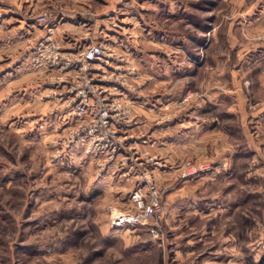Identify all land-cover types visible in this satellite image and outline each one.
I'll list each match as a JSON object with an SVG mask.
<instances>
[{
  "label": "rangeland",
  "instance_id": "374dc122",
  "mask_svg": "<svg viewBox=\"0 0 264 264\" xmlns=\"http://www.w3.org/2000/svg\"><path fill=\"white\" fill-rule=\"evenodd\" d=\"M111 1L108 22L121 33L114 39L121 44L113 45L131 48V55L97 40L94 28L71 32L77 43L55 41L47 12L35 18L42 29L35 37L6 33L0 17V264H46V247L53 264L62 263V247L76 264H264V0ZM87 2L92 8L82 12L72 1L77 25L85 14L95 19L100 2ZM89 43L117 55L102 68L90 65L112 94L132 102L175 92L176 108L187 112L196 133L205 125L224 133L217 151L192 148L175 174L154 179L162 191L157 222L139 217L117 227L111 219L114 212L138 216L130 193L140 172L154 178L160 161L151 141L139 139L149 148L143 151L135 145L138 134L115 136L112 149L101 152L91 139L76 136L80 122L68 116V91L83 84L85 74L65 65L64 55ZM153 59L165 62V75L181 80L149 92L147 62ZM213 89L222 96L214 108L206 98ZM134 154H144L142 161ZM90 156L105 159L92 174H106L111 162L117 173L93 183L91 172L79 167ZM188 164L205 171L183 178ZM97 212L109 213L107 236L99 231Z\"/></svg>",
  "mask_w": 264,
  "mask_h": 264
},
{
  "label": "crops",
  "instance_id": "0c3cea01",
  "mask_svg": "<svg viewBox=\"0 0 264 264\" xmlns=\"http://www.w3.org/2000/svg\"><path fill=\"white\" fill-rule=\"evenodd\" d=\"M72 1L76 3L75 6L79 7V10L82 9V12H86L87 9L92 8V4L88 3L87 0H84L83 2L81 1V3H77L75 0H0V17H2L3 20V31H6V33L15 32L17 37H19L17 35L18 32L27 31L32 37H35L40 31L42 32L41 28L40 30L36 29V26L34 25L36 20L35 18L39 16L38 14L40 12H47L50 14L51 19L53 20V39L59 43H63L66 39L74 41L75 39L70 33L76 29H79L81 32L82 29H85L87 31L88 29L92 30L94 28V33H96L97 40H103V42H111V44L109 45L113 46L117 53H120L122 56L133 54L131 48L119 46L117 47V45H113L114 43L121 44V41H114V39L121 36V33L117 32V28L114 25H111L110 22H108L111 20V18H113L112 16H110L111 14L109 13V10L112 9L114 2H112L111 0H99L100 4H98V6L94 9V21L87 18L85 14L83 17H79L80 21L77 25V23H75V18L73 15L76 10L72 8V6H74V3H72ZM121 20L123 21L124 19ZM110 26H112L114 29L110 28ZM134 28L135 27L133 26L131 30H133ZM159 38L163 40L164 35H161V37ZM77 42L78 41H74V43ZM104 47L107 46L104 45ZM165 48L168 47L165 46ZM165 48L163 46L162 49ZM152 50L151 52H154ZM161 53H165L164 50H162ZM114 54L116 55L115 52ZM178 55L179 53L177 54V56ZM177 62L178 69L180 71V59ZM147 63V75L149 78V82L147 85L149 87V92L151 91L152 87H165L168 83L173 84V81L181 80L180 77L179 79H177L175 76L171 77L165 75L166 69H168L165 62H155L153 59L148 61ZM208 92L210 93L206 94V98L209 105L212 108L219 107L221 105L220 97H222L220 96V92H217L214 89ZM179 93L182 94L181 91H179ZM157 95L158 94H155L154 98L153 96H149L148 100L144 96H138V98H135L138 100L132 101L133 103L128 99V97L124 96L123 98L124 101L132 105L131 108L135 111V114L143 120L140 122V120L136 119L135 124L131 129H129L128 135H139L136 136L135 145H139V147L142 148L143 151H146L149 148L145 146V144L140 142L139 139H143L146 136L149 141H151V152H153L155 156H157V158L160 160V163L157 162V166L153 167L152 169L153 176L156 181L162 178L163 180H165L167 179V176H171L173 175V173L175 174V172H173L174 167L177 164H181L182 162H184V158L186 160L192 148H200L203 150L204 147L206 148L207 146H209L210 150L217 151L218 147H220L224 140V133L219 132L215 129L210 131L206 129V125L202 129L199 128L202 131L199 130L197 131V133L195 132V129H192V127L189 126L191 120L187 117V112L183 111V109L181 110L176 108V105L178 103L177 100L180 95L175 92H173L172 94H165L160 96ZM135 103H138V105L136 107H133V104ZM139 104H147L148 108H143V106ZM162 105H167L169 110L165 111L161 109ZM231 108L232 107L229 104L227 106L228 110L226 112L230 113L232 111L230 110ZM132 114L133 116H135L134 113ZM163 114L166 116L162 117ZM136 117L137 116H135V118ZM138 151L139 149L137 150V152ZM133 157H135L139 161H142L144 154H137ZM218 157L219 155H217V158ZM103 160L105 161V159H101L99 157L93 158L92 156H90L89 158L83 157L80 160L79 167H86L91 172L90 179L93 175L92 182L98 185L107 182L110 178H113V175L115 173H117L115 171L117 169L115 164L111 162L108 165L106 164L107 166L105 165L107 168L105 171L106 174L102 176H99V173L92 174L94 170L97 171L96 162ZM119 177V179H122V175ZM97 214L100 220L98 225L99 231L102 235L107 236L109 232V224L111 221L108 218L109 213H106V215H104L97 212ZM64 249L62 247V249L58 251L60 253L59 257L62 260L61 264H76L75 262L73 263L71 261L70 252ZM44 250L45 251L41 252L44 253L43 259L45 260L46 264H53V257L50 254V248L46 247L44 248ZM47 255H49V257H47ZM96 264H99V262H97Z\"/></svg>",
  "mask_w": 264,
  "mask_h": 264
},
{
  "label": "built area",
  "instance_id": "2783aa9c",
  "mask_svg": "<svg viewBox=\"0 0 264 264\" xmlns=\"http://www.w3.org/2000/svg\"><path fill=\"white\" fill-rule=\"evenodd\" d=\"M46 16H40L39 23L46 22ZM67 56V65L71 70L84 73L85 82L71 87L68 94L73 95V99L68 103V116L77 118L80 122L76 130V136H83L91 139L94 149L106 152L112 149V139L115 136L128 135L129 129L135 124V116L131 110V105L123 100V95H114L100 79L97 70L90 67L96 65L102 68L108 63L109 58L116 57L113 52L105 48L102 44L89 43L83 50ZM61 58H63L61 56ZM95 81V82H94ZM111 147V148H110ZM115 148V147H113ZM181 177H189L193 173L204 172V167L192 169L188 164L181 170ZM161 189L156 181L147 172L138 174L137 186L130 193V201L136 206L139 214L133 218L126 212H114L112 214L113 224L122 227L125 224H132L139 217L147 223L161 220L162 204L160 202ZM150 234L157 236L156 225L150 228Z\"/></svg>",
  "mask_w": 264,
  "mask_h": 264
}]
</instances>
